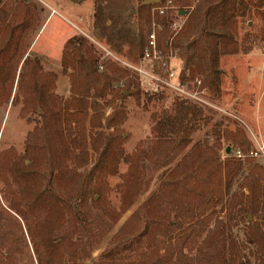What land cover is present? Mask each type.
<instances>
[{"label":"trees","instance_id":"trees-1","mask_svg":"<svg viewBox=\"0 0 264 264\" xmlns=\"http://www.w3.org/2000/svg\"><path fill=\"white\" fill-rule=\"evenodd\" d=\"M138 1L137 37L127 42L126 60L136 64L152 53L154 34L158 73L171 72L176 53L185 63L181 86L199 81L220 100L221 59L241 50L242 0ZM164 5L163 15L151 16L153 6ZM181 11L185 21L173 32ZM44 16L37 2L0 0V132L8 108L34 124L20 152L0 140V264H23L25 235L38 264H264L263 169L253 167L239 184L246 192L232 194L244 165L219 154L223 139L248 153L245 133L219 130L213 144H192L206 111L184 98L167 105L162 93L144 94L149 104H164L153 115L151 137L128 153L125 101L142 105L136 73L75 35L60 60L69 92L57 93L58 74L29 52ZM149 171L158 176L151 193ZM142 193L146 199L117 232L100 231L114 228ZM90 206H102V216L94 218ZM236 219L248 222L246 244L231 236Z\"/></svg>","mask_w":264,"mask_h":264},{"label":"rangeland","instance_id":"rangeland-1","mask_svg":"<svg viewBox=\"0 0 264 264\" xmlns=\"http://www.w3.org/2000/svg\"><path fill=\"white\" fill-rule=\"evenodd\" d=\"M37 2L45 8V24L36 34L33 45L30 49L32 57H40L46 72H55L59 78L57 80L56 92L67 96L70 84L68 79L61 72L60 60L66 42L73 36L87 37L91 43L102 52L104 58H110L136 73L138 81L141 83V94L139 99L142 105H138L136 98H129L125 101L127 109V120L122 129L124 130L126 142L125 149L128 153L136 150L138 144L144 143L151 137V125L153 115L161 111L164 102H147V96L153 94H164L167 96V105L177 97L187 99L193 104H197L208 115V122L202 123L199 131L191 137V143L195 144L202 140L208 143L215 142L217 131L235 132L242 130L247 140L251 143L248 153H243L240 148L234 145L231 140L223 139L221 142L220 155L223 161L235 157L244 165V169L233 187L231 193L241 192L239 184L249 171L260 166L264 173V0H242L239 12V34L237 40L241 50L236 55H229L221 59L222 68V98L214 99L213 95L203 88L198 81L186 83L181 86L179 75L185 68L182 59L174 54L168 61L170 73H158L154 57L149 60H140L138 63H129L124 54L128 51L130 39L134 41L137 37V17L136 10L138 0H29ZM160 3V2H159ZM156 3H154L155 5ZM158 4V3H157ZM173 10L178 8L174 5ZM164 6H153L151 16L161 15ZM179 11V9H178ZM185 14L177 18L173 26L176 32L185 21ZM48 19V20H46ZM47 21V22H46ZM109 28V29H107ZM147 53V52H146ZM143 71L146 76L140 75ZM137 71V72H135ZM138 74V75H137ZM124 87L116 84L114 88ZM145 94V95H144ZM148 103V108H143V104ZM166 105V106H167ZM106 111L107 116L111 113ZM4 122L1 130L0 140L4 148L13 147L19 152L25 136L34 127L33 123L22 119L18 109L8 108L4 115ZM188 148L185 153L189 150ZM231 149L230 154L227 150ZM251 160V162H248ZM125 170V167L123 168ZM154 173V172H153ZM146 173L151 176L152 182L149 193L158 182L156 173ZM112 180L111 187L116 185ZM264 189V176L261 182ZM242 192H246L245 190ZM147 193L138 196L134 205L116 223L114 228L107 229L102 226V233H110V236L119 230L123 222L126 221L146 199ZM89 207V206H88ZM94 218L102 216L103 207H91L87 209ZM92 210V211H91ZM223 216V214L221 215ZM251 220H257L256 217ZM250 220V221H251ZM100 221V220H98ZM235 225L231 236L239 244H246V231L248 222L234 220ZM115 223V222H114ZM113 223V224H114ZM24 228V227H23ZM26 229V228H25ZM26 232V231H25ZM25 254L23 264H38L34 254L32 244L25 235ZM95 253L94 255H96ZM254 259L251 258V264Z\"/></svg>","mask_w":264,"mask_h":264},{"label":"built area","instance_id":"built-area-1","mask_svg":"<svg viewBox=\"0 0 264 264\" xmlns=\"http://www.w3.org/2000/svg\"><path fill=\"white\" fill-rule=\"evenodd\" d=\"M160 13H161V15H163L164 11H161ZM150 38H151L150 46H151V48H153V52L152 53L151 52H147L143 60H149L150 58L153 59L154 57L159 59V55L157 54V51H156V48H155V35L154 34L151 35ZM152 56H154V57H152ZM138 72L140 73V75L146 76V74L143 71H139V69H138Z\"/></svg>","mask_w":264,"mask_h":264},{"label":"water","instance_id":"water-1","mask_svg":"<svg viewBox=\"0 0 264 264\" xmlns=\"http://www.w3.org/2000/svg\"><path fill=\"white\" fill-rule=\"evenodd\" d=\"M160 2V0H147L146 2H145V5H148V4H154V3H159ZM184 14V12L183 11H181L180 12V15H183ZM230 152H231V149H228L227 150V154H230ZM251 220V217L249 218V221Z\"/></svg>","mask_w":264,"mask_h":264}]
</instances>
